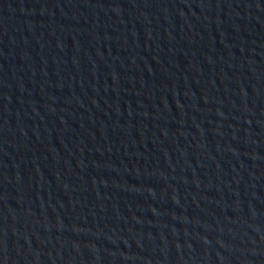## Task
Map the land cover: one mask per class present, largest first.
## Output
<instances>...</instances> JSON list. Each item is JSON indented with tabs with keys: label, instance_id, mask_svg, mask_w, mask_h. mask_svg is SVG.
Returning a JSON list of instances; mask_svg holds the SVG:
<instances>
[{
	"label": "water",
	"instance_id": "95a60500",
	"mask_svg": "<svg viewBox=\"0 0 264 264\" xmlns=\"http://www.w3.org/2000/svg\"><path fill=\"white\" fill-rule=\"evenodd\" d=\"M0 264H264V0H0Z\"/></svg>",
	"mask_w": 264,
	"mask_h": 264
}]
</instances>
